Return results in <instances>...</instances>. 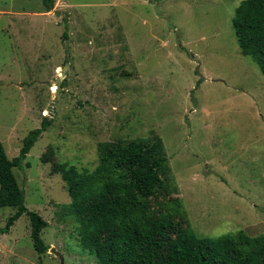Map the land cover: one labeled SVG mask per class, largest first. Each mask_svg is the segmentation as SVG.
<instances>
[{
    "label": "rangeland",
    "instance_id": "1",
    "mask_svg": "<svg viewBox=\"0 0 264 264\" xmlns=\"http://www.w3.org/2000/svg\"><path fill=\"white\" fill-rule=\"evenodd\" d=\"M242 1L55 0L47 13L45 0H0V143L13 159L46 122L14 172L49 247L35 250L26 215L2 233L15 209L0 207V264H60L51 248L100 264L41 159L93 171L100 143L153 134L169 157L165 208L180 200L201 237L264 233V75L235 36Z\"/></svg>",
    "mask_w": 264,
    "mask_h": 264
},
{
    "label": "trees",
    "instance_id": "2",
    "mask_svg": "<svg viewBox=\"0 0 264 264\" xmlns=\"http://www.w3.org/2000/svg\"><path fill=\"white\" fill-rule=\"evenodd\" d=\"M44 4L45 11L51 12L55 0H45ZM232 25L241 53L251 57L264 75V0H243ZM68 38V32L64 33L63 41ZM45 131L43 121L41 128L24 139L13 159L0 143V207L15 209L1 232H8L26 215L39 254L49 250L42 238L48 223L26 206L25 189L14 170L22 167ZM41 160L52 161L53 170L65 182L79 223L81 247L100 264H264V233L251 236L240 230L216 238L201 237L180 200H169L167 208L158 201L165 195L164 179H168L170 168L164 142L156 134L100 143L93 171L56 162L49 152Z\"/></svg>",
    "mask_w": 264,
    "mask_h": 264
},
{
    "label": "water",
    "instance_id": "3",
    "mask_svg": "<svg viewBox=\"0 0 264 264\" xmlns=\"http://www.w3.org/2000/svg\"><path fill=\"white\" fill-rule=\"evenodd\" d=\"M66 68H68V67H66ZM63 75H65V72H63ZM58 86H60V84H58ZM50 252L53 253L56 257H58L60 259V264H64V257L59 251H57L55 248H51Z\"/></svg>",
    "mask_w": 264,
    "mask_h": 264
}]
</instances>
